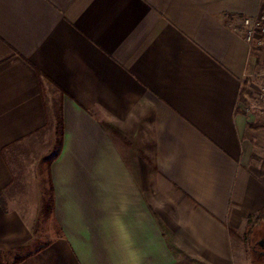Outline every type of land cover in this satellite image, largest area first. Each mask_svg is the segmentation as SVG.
Masks as SVG:
<instances>
[{
  "label": "crops",
  "instance_id": "0c3cea01",
  "mask_svg": "<svg viewBox=\"0 0 264 264\" xmlns=\"http://www.w3.org/2000/svg\"><path fill=\"white\" fill-rule=\"evenodd\" d=\"M263 13L264 0H0L4 262L249 264L264 177L239 108L255 68L242 20ZM59 121L57 232L39 242L28 219L43 198L16 195V156Z\"/></svg>",
  "mask_w": 264,
  "mask_h": 264
},
{
  "label": "rangeland",
  "instance_id": "374dc122",
  "mask_svg": "<svg viewBox=\"0 0 264 264\" xmlns=\"http://www.w3.org/2000/svg\"><path fill=\"white\" fill-rule=\"evenodd\" d=\"M248 43L250 51L255 57V68L246 77L244 85H246V89L250 94L245 96V101H240L239 108L246 117L247 123L264 124V24L261 29L254 31ZM247 129L253 137L254 158L251 159V166L253 170L264 177V128H250L247 126ZM59 142V125L55 122L31 136L30 140L25 142V147H27L25 150L26 159L16 156L18 166L15 167V175L22 182L16 195L23 199L29 197L32 203L37 201L39 197L43 198V201L37 205L38 214L36 218L28 219L39 242L48 240L57 232L50 216L51 193L47 169L58 150ZM253 231V235L250 237L251 244L262 240L263 245L264 223L257 224ZM0 258L4 262L1 256Z\"/></svg>",
  "mask_w": 264,
  "mask_h": 264
},
{
  "label": "trees",
  "instance_id": "16d2710c",
  "mask_svg": "<svg viewBox=\"0 0 264 264\" xmlns=\"http://www.w3.org/2000/svg\"><path fill=\"white\" fill-rule=\"evenodd\" d=\"M249 95V91L246 89V85L242 86L239 96V101L243 102L245 101V96ZM59 125V139H60V133H61V122L59 121L57 123ZM247 126L250 128H264L263 123H251L248 122ZM56 156V155H55ZM254 158V152H251V159ZM0 203H2V199L0 197ZM263 215H264V206L261 210H259L256 214L249 215L245 220V227L243 232V241L245 243V246L247 247V254L249 257V264H264V243L263 245H260L259 243L251 244L250 237L253 235L254 227L259 224L260 222H263ZM264 240V235H263ZM24 256H16L11 264H15L18 261L22 260ZM0 264H7L3 262L0 258Z\"/></svg>",
  "mask_w": 264,
  "mask_h": 264
},
{
  "label": "built area",
  "instance_id": "2783aa9c",
  "mask_svg": "<svg viewBox=\"0 0 264 264\" xmlns=\"http://www.w3.org/2000/svg\"><path fill=\"white\" fill-rule=\"evenodd\" d=\"M242 24L245 28L244 34L247 39V41L250 39V37L253 35L255 30L261 29V27L264 24V14H262L260 17L257 18H243Z\"/></svg>",
  "mask_w": 264,
  "mask_h": 264
},
{
  "label": "water",
  "instance_id": "95a60500",
  "mask_svg": "<svg viewBox=\"0 0 264 264\" xmlns=\"http://www.w3.org/2000/svg\"><path fill=\"white\" fill-rule=\"evenodd\" d=\"M263 221H264V215H263ZM260 245H262V240L258 242Z\"/></svg>",
  "mask_w": 264,
  "mask_h": 264
}]
</instances>
